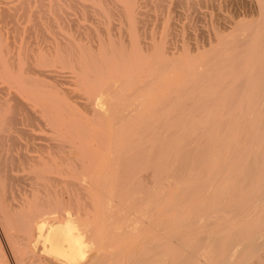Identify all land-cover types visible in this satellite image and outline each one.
<instances>
[{"label":"bare ground","instance_id":"obj_1","mask_svg":"<svg viewBox=\"0 0 264 264\" xmlns=\"http://www.w3.org/2000/svg\"><path fill=\"white\" fill-rule=\"evenodd\" d=\"M248 1L245 20L214 27L203 46L183 41L174 53L165 37L141 42L137 0H94L107 27L115 16L109 5L117 6L128 38L122 23L116 36L103 19L97 45L70 37L33 51L36 65L74 70L90 93V113L107 122L120 156V238L146 230L159 237L140 251V264H264V0ZM25 73L24 87L43 93V80ZM74 225L75 244L63 229L45 236L44 222L36 244L78 264L87 245Z\"/></svg>","mask_w":264,"mask_h":264},{"label":"rangeland","instance_id":"obj_2","mask_svg":"<svg viewBox=\"0 0 264 264\" xmlns=\"http://www.w3.org/2000/svg\"><path fill=\"white\" fill-rule=\"evenodd\" d=\"M137 1L136 16L143 21L137 24L141 42L148 45L154 36L158 40L165 37L166 46L174 53L183 41L190 48L208 44L215 39L214 27L222 30L234 19L245 20L250 12L248 0ZM111 5L115 14L108 26L111 33L118 36L116 30L123 26L120 34L128 38L117 6ZM103 19L94 0H0V264H70L46 253L43 241L36 244L38 226L43 222L45 236L59 228L73 244L72 226L76 224V232L87 245L78 264H140V251L159 239L153 230L120 238L119 208L123 204L117 200L120 190L115 193L120 189V156L107 122L94 111L90 113V93L82 88L74 70L36 65L32 57L33 51L50 50L54 42L70 37L97 45V33L108 28ZM166 25L169 32L165 33ZM23 70L25 77L43 80V93L24 87L27 85L20 79ZM110 139L112 144H107Z\"/></svg>","mask_w":264,"mask_h":264}]
</instances>
